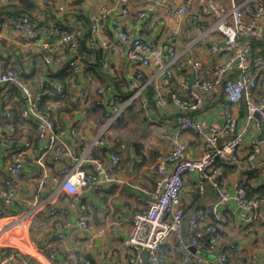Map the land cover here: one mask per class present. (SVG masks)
Segmentation results:
<instances>
[{"label": "built area", "instance_id": "1", "mask_svg": "<svg viewBox=\"0 0 264 264\" xmlns=\"http://www.w3.org/2000/svg\"><path fill=\"white\" fill-rule=\"evenodd\" d=\"M78 1L80 0H35L32 11H23L9 20H0V32L7 28L18 32L23 37L21 44L24 50L30 49L34 56L52 70L64 69L73 79H77L88 71L90 57L99 49L96 36L100 33L108 34L110 25L107 22L112 17L118 41L117 44L110 41V47L112 51L121 47L125 62L133 68L132 77L124 87L127 95L124 97L120 90L114 91L120 80L119 71L112 59H103L102 62L111 73H102L103 81L95 94L106 109V123L91 143L86 142L87 131H81L76 124L72 126L68 137L77 146L76 151L69 138L59 131L51 110L40 108V93L32 89L29 82L31 80L20 73L12 62L0 67V86L5 89L16 86L22 94L24 106L17 115L27 122H34L38 130L37 140L23 136V139H14L18 135L16 115L11 107H5L3 118L7 120V124L4 131L0 132V141L7 146L5 155L9 158V164L6 167L7 176L0 186V198L5 205H26L27 209L9 215L5 207L0 208V264H28L29 258L35 257L30 254L31 246L26 244L22 230L26 220L42 212L49 217L58 218L60 213H69L66 206L68 204L76 216L77 228L70 236L64 230L65 223L57 221L56 226L60 229L58 238L74 239V236L90 235L88 207L79 202L81 193L85 189L100 188L103 182L117 185L126 182L118 176L122 156L114 151L113 141L107 139L111 126L131 105L137 108L142 106L150 114L153 109L162 111L168 105L164 84L158 85L151 97L149 90L154 80L160 77L167 84L174 82L176 78L174 67L181 58L176 55L178 31L174 30L175 36L171 44L164 48L155 45L152 39L137 34L139 29L146 26L149 7H140L133 13L129 5L131 0H118L117 5H101L99 11L90 14L89 20H86L71 6ZM150 1L166 17L184 16L193 26H204L199 39L211 38L210 53L223 54L224 59L213 69L209 78L196 80L191 86L188 80L180 82L181 91L172 94L174 107L182 113L179 123H173V126L171 122L159 121L162 134L170 142L171 149L159 155L154 186L143 189V207L133 215L132 231L123 240V244L130 250L127 264H143L147 259L151 264H165L162 254L168 252L167 246L171 240L177 242L178 249L183 251L182 259L185 264H230L229 253L239 249L240 245L234 238H227L222 233L221 224H217L222 219L219 213L221 206L234 199L238 208L243 211L242 219L236 223V227L243 228L253 220L264 224V198H250L241 187L240 178L232 179L230 185H226L222 177L223 168L217 162L236 165L242 172L258 169L263 166V161L257 152L264 140L253 139L250 142L252 150L247 152L244 159L241 154L244 131H237L238 120L229 110L224 116L226 124L223 127L206 125L194 113L203 101V93L221 87L228 101L245 100L249 119L256 121L257 126L264 130V94L256 98L258 80H264V54H254L253 47L255 43L264 40V0ZM41 11H48V21L44 22L40 17ZM132 14L136 28L133 31L126 30L122 27L121 20ZM83 42L85 48L82 46ZM150 67L155 68V71L152 77H147L145 69ZM202 70L203 63L197 60L187 64L184 71L187 74H199ZM56 89L61 90L62 85L58 83ZM77 95L83 97L86 92L79 88ZM150 102L152 107L148 106ZM187 131H193L204 138L206 149L201 152L200 157L192 158L187 155L188 144L181 139ZM38 146L39 150L36 149ZM94 147L101 148L103 152L94 153ZM33 151H37L33 161L41 167L36 178L37 190L32 197L21 196L20 192L27 185L25 164ZM45 156L71 159V167L63 178L51 171L45 162ZM189 173H200L201 178L210 182L217 194V199L209 204L208 209H196L189 219V228L195 231L190 244L182 234L185 209L181 203L185 176ZM44 189H47L46 195L41 194ZM210 210L213 217L210 216ZM6 217L11 219L3 222L8 219ZM203 228L210 235L208 243L200 241L199 235ZM90 236L94 240L102 239L104 232L99 231ZM256 242L264 244V229L258 233ZM189 245L196 246L201 252L191 254ZM46 250V246L38 245V256L35 258L39 260V255H46ZM214 253H218V257L212 263L210 256ZM48 255L50 259L55 258L53 252ZM71 264L91 262L81 257L80 262Z\"/></svg>", "mask_w": 264, "mask_h": 264}, {"label": "crops", "instance_id": "2", "mask_svg": "<svg viewBox=\"0 0 264 264\" xmlns=\"http://www.w3.org/2000/svg\"><path fill=\"white\" fill-rule=\"evenodd\" d=\"M29 1L31 4L33 3V0L32 2L31 0ZM103 4L117 5L118 0H101L100 2L96 0H80L72 3L71 6L72 8H76L84 19L89 20L90 14L97 13ZM11 5L18 6L20 11L17 12L12 7H9ZM129 5L133 13L140 7L150 8L146 26L144 29H139V33L137 34L152 39L155 45L167 48L175 36L173 29L176 28L180 32L177 51L184 52L187 48L174 67L176 74L174 82L167 84L160 77L154 80V83L150 86L149 96L151 97L155 88L158 85L164 84L163 89L168 100V105L162 111H155L153 109L151 114L142 106L134 108V111L131 109L125 111L129 116V122L127 126H124V131L130 126L132 131L138 130L139 137L144 139V142L139 143L141 144L139 147L140 151L135 147V142L130 145L121 137L115 136L114 126L110 129L113 137L115 136L117 139V145L121 142L125 145L114 147V151L119 152L122 156V166L118 170V176L125 179L126 182L122 185L103 182L100 188L85 189L79 196V202L88 207V222L91 230L89 234L93 235L94 233L103 231L105 238L94 240L91 239L90 235H83L74 236V239L70 237L63 240L59 239L58 233L60 229L56 226L57 221L60 222L61 220L65 223L64 230L69 232L70 236L75 233L77 228L76 216L73 213L72 207L68 204L66 206L69 213H60L58 218L39 213L34 218L26 220L22 233L26 244L31 246L30 254L32 256H38V245L47 247L46 255H39V260L35 257H30L28 264H71L72 262H80L81 257L90 260L91 264H127L130 250L123 244V240L129 237L131 233L135 211L143 207V189H150L154 186L155 172H149L145 169L150 159H156L162 152H167L171 149L170 142L162 134L163 129L159 121L171 122L173 126L179 123L182 113L174 107L172 94L181 91L180 82L188 80V84L191 86L196 80L209 78L213 69L224 59L223 54L212 55L210 53L211 38L206 40L197 38L198 31L200 29L204 30V26H193V23L188 21L184 16L166 17L152 6L150 0H131ZM33 9L34 6L24 5L21 0H0V20H9V18L17 16L20 12H30ZM48 11L52 12L51 10ZM48 11H41L39 13L44 22L50 18ZM113 20L112 17L108 19L107 23L110 25L108 34L100 33L96 36L99 51L90 57L88 63L89 69L86 74L77 79H73L64 69L52 70L49 65L43 63L37 56H34L30 49L24 50L21 44L23 37L18 32L11 31L8 28L0 32V67H5L12 62L20 73L30 78L31 81L29 82L32 83V89L35 92L40 91L42 104L44 107H49L59 131L66 138H69V131L76 124L81 128V131H87L85 134L86 142L89 143L90 141L91 143L99 135L106 123V118L104 124H99L87 116V110L94 109L93 102L99 99L95 91L102 83V73H111L102 62L103 59L108 58L110 61L112 59L114 66L119 71L120 80L114 91L120 90L124 97L127 95L124 87L132 77L133 68L125 62V56L122 53L121 47H118L117 51H112L110 47L111 39L117 40ZM204 23L205 25L207 24V22ZM121 25L124 29L133 31L136 28L133 14L121 20ZM87 31H89L88 28ZM184 38L187 41L186 47L182 40ZM82 46L83 48L86 47L84 42ZM254 49V54L260 52L264 54V40L255 43ZM197 60L203 63L201 73H185L186 65ZM154 71L155 68L153 67L146 68L145 74L147 77H152ZM258 81L257 97L264 94V80L260 78ZM58 83L62 85L61 90L56 89ZM2 88L0 86V132L4 131L7 124V121L3 118V112L6 111L5 107H11L16 115L15 124L18 126V135L14 139H23V136L37 140L38 130L35 123L32 121L27 122L17 115L24 106V100L19 88L16 86L9 87L8 89ZM79 88L85 90V96L81 97L77 95ZM148 106L152 107V103L150 102ZM72 108L79 109L72 110ZM227 110L238 120L237 131H244V140L241 148V154L244 158L247 152L252 150L250 142L253 139L264 140V130L257 126L256 121L249 119V111L245 101L230 102L227 100L223 89L216 87L210 92L203 93V101L195 112V116L206 125L223 127L226 124L224 116ZM130 111H132L131 114ZM244 129H246V132ZM124 131L117 134H124ZM181 139L188 144L187 155L192 158L197 157L205 146L204 138L193 131H187ZM69 140L77 151L78 148L75 146L74 141L70 138ZM145 141L147 144H145ZM6 148L7 146L0 141V186L7 176L6 167L9 164V158L5 155ZM36 149L39 150V146ZM93 151L96 154L103 152L99 147H94ZM36 152L33 151L27 157L24 168L27 185L20 192L21 196L28 195L32 197L33 193L37 190L38 184L36 178L41 167L33 161ZM257 154L263 161V166L253 170L256 177L250 180V183L255 192L254 195L260 196L264 193V141L260 144ZM126 157L130 159L129 167L124 165ZM45 162L51 171L57 173L60 178L65 176L67 169L71 167L72 163L70 158L64 156H45ZM235 166L225 167L223 181L228 186L232 179L246 176L245 171L242 172L240 168L237 166L236 168ZM132 185L138 188H134ZM41 194L46 195L47 189H44ZM216 199V191L210 182L201 178L200 173H189L185 176V187L181 195L182 204L186 209L182 234L188 244H190V234L188 233L189 219L198 207H208ZM1 207H5L7 214L12 215L17 209L27 206H18L14 203L5 205L0 198ZM221 209L229 220L224 226L228 236L234 238L241 245V248L230 252V264H264V244L256 242L258 233L263 229L258 221H255L247 228L236 229L235 226V229L232 230L230 227L236 225L242 219V212L239 210L234 199H230L229 202L222 205ZM9 219L11 218L3 222H7ZM173 246L174 241H169L167 246L169 253L167 252L168 254L164 255L165 264H183L181 251H177L171 256ZM188 250L191 254L197 252V249L190 245ZM50 252L55 254L54 259H50L48 255ZM143 264L151 263L147 259Z\"/></svg>", "mask_w": 264, "mask_h": 264}, {"label": "trees", "instance_id": "3", "mask_svg": "<svg viewBox=\"0 0 264 264\" xmlns=\"http://www.w3.org/2000/svg\"><path fill=\"white\" fill-rule=\"evenodd\" d=\"M84 1V0H83ZM21 2H22V4H26L27 6H29V5H32V6H34L35 7V0H33V3L31 4L30 3V1L29 0H21ZM31 2H32V0H31ZM9 7H12L15 11H20V9H19V7L18 6H13V5H11V6H9ZM88 30H89V28H88ZM117 41L118 40H116V39H111V42H114L115 44H117ZM119 45V44H118ZM255 45V44H254ZM254 45H253V47H254ZM98 51H99V49H98ZM69 72V71H68ZM69 75L71 76V74L69 73ZM27 79H30V78H28V77H26ZM102 81H103V78H102ZM31 85H32V83H31ZM101 85V84H100ZM99 85V86H100ZM98 86V87H99ZM118 88V87H117ZM38 93H40V91L38 92ZM39 98H40V108L41 109H43V110H48L49 111V107L47 106V107H44V105L42 104V100H41V93H40V96H39ZM256 98H258V97H256ZM98 101H99V99H98ZM98 101L96 100V101H94L93 103H94V109H88L87 110V116L90 118V119H92V120H94L96 123H99V124H104L105 123V118H106V109L100 104V103H98ZM241 101H245V100H241ZM45 104V103H44ZM135 105H131L128 109H131L132 111H134V108H136L137 106H135ZM76 109H79V108H72V110H76ZM129 111V110H128ZM132 111H130V114L132 113ZM120 119H118V120H116V122L111 126V129H112V127L114 126V135L115 136H119V137H121L124 141H126V142H129L130 140L126 137V135L125 134H123V133H121L120 135H118L117 133L118 132H122V131H124V124H128V122H129V116H128V114H127V112H124L122 115H121V117H119ZM7 121V120H6ZM37 128V127H36ZM111 133V132H110ZM109 133V135L107 136V139L108 140H110V141H113V143H114V147L116 148L117 146L119 147L120 145H124V143H118V145H117V142H116V137L114 138L113 137V134L111 135ZM195 133V132H194ZM197 134V133H196ZM126 139V140H125ZM140 145L141 144H139L138 142H135V147L137 148V150L138 151H140V149H139V147H140ZM125 146V145H124ZM245 159V158H244ZM242 160H243V158H242ZM220 162V161H219ZM218 165H220V166H222V168H223V175H222V177L225 175V167L226 166H231V165H229V164H225V163H218ZM233 166H235V165H233ZM236 167V166H235ZM238 167V166H237ZM236 167V168H237ZM239 168V167H238ZM254 172H256V171H254ZM155 174V173H154ZM255 174L253 173V171H248V172H246V176L245 177H242V176H240V184H241V187H243L246 191H247V194H248V196L250 197V198H253V197H260V198H264V193H262L260 196H257V195H254L255 194V192H254V190H253V187H252V185H251V183H250V180H252V179H255ZM263 192H264V190H263ZM230 201V200H229ZM228 201V202H229ZM181 203H182V201H181ZM227 203V202H226ZM182 206H183V204H182ZM202 208L204 207V206H201ZM201 207H198V208H201ZM197 208V209H198ZM204 208H206V209H208L207 207H204ZM27 209V207H25V208H22V209H17L16 211H18V210H26ZM239 210L242 212V216H243V211L239 208ZM15 211V212H16ZM42 213H44V214H46L45 212H42ZM135 213H136V211H135ZM134 213V214H135ZM185 213H186V209H185V212H184V216H183V224H184V219H185ZM219 213H221V215H222V219L220 220V221H217V224H221V226H222V233L223 234H225L226 235V237L228 238V233H227V231L225 230V228H224V226H225V224L227 223V222H229V220L226 218V216L223 214V212H222V209L220 208V210H219ZM210 216H214L213 215V212H212V210H210ZM211 217V218H212ZM256 220H253L252 222H250V223H248V224H246L243 228H247L249 225H252L254 222H255ZM258 223L261 225V228H263L264 229V224L262 223H260V221H258ZM239 228H240V226H239ZM238 227H236V229H239ZM202 233L199 235L200 237V241L201 242H203V243H208V240H209V238H210V235H209V233L207 232V230L205 229V228H203L202 230ZM188 233L190 234V238H192L193 236H194V234H195V231H191L190 230V228H188ZM224 235V236H225ZM176 239V238H175ZM178 243L177 242H174V246H173V248H172V251H171V256H173L177 251H180V249H178ZM193 247H195L196 249H197V252L195 253V254H197V253H199V252H201L196 246H193ZM182 252V251H181ZM190 252V251H189ZM169 253V252H168ZM168 253H165V254H162L163 256L164 255H166V254H168ZM179 253V252H178ZM179 254H181V253H179ZM205 254V253H204Z\"/></svg>", "mask_w": 264, "mask_h": 264}, {"label": "rangeland", "instance_id": "4", "mask_svg": "<svg viewBox=\"0 0 264 264\" xmlns=\"http://www.w3.org/2000/svg\"><path fill=\"white\" fill-rule=\"evenodd\" d=\"M96 1H98V2H100L101 0H96ZM174 30H176V28H174L173 29V32H174ZM202 34H203V30H199L198 31V37L197 38H199L200 36H202ZM177 35H178V37H177V39H178V41H179V35H180V32H178L177 33ZM183 40V42L185 43V47H186V39L184 38V39H182ZM181 40V41H182ZM177 47H179V44L177 45ZM186 50H187V48H186ZM186 50L184 51V52H180V50L179 51H177L176 52V55L177 56H182L185 52H186ZM2 89H5V88H2ZM202 97H203V94H202ZM203 99V98H202ZM136 116L137 117H139L137 114H136ZM194 116H195V113H194ZM195 117H197V116H195ZM202 121V120H201ZM124 126H127V124H124ZM129 128H127L125 131H124V134L126 135V137L130 140L129 142H128V144H133V142H137L138 141V143H140V142H144V139H142V137H139V132H138V130H136V131H132V128L130 127V126H128ZM139 129H140V127L139 126H137ZM111 135L113 134L112 132L110 133ZM116 141H117V139H116ZM147 141V140H146ZM145 141V144H147V142ZM204 143H205V141H204ZM204 149H206V145L204 146V148H203V150ZM203 150H202V152H203ZM201 156V153H199L198 155H197V157H200ZM158 158H159V156H157L156 157V159L158 160ZM156 159H150V162H149V164L147 165V168L145 169V170H147V171H149V172H155L156 171V168L158 167V166H156L157 165V160ZM125 161V163H124V165L126 166V167H129V164H130V159H129V157H126L125 159H124ZM155 160H156V162H155ZM218 163H223V162H217V164ZM148 173V172H147ZM159 179V178H158ZM157 179V180H158ZM224 182V181H223ZM154 183H155V181H154ZM142 198V197H141ZM225 204V203H224ZM223 204V205H224ZM184 209H185V207L184 206H182ZM209 213H210V211H209ZM216 216V215H215ZM217 216H218V214H217ZM235 226L236 225H232V227H230L232 230H234L235 229ZM132 231V230H131ZM103 232V231H102ZM90 233H91V230H90ZM98 233V232H97ZM94 234H96V233H94ZM104 238H105V233H104ZM103 239V238H102ZM18 241V240H17ZM238 247H240L241 248V245L240 246H238ZM187 250V249H186ZM183 252V251H182ZM181 252V253H182ZM229 263H230V253H229ZM181 257L183 258V254L181 255ZM217 257H218V253H214V254H212L211 256H210V262H212V263H214V262H216V259H217ZM182 261H183V259H182ZM167 264V263H166ZM183 264H185L184 263V261H183Z\"/></svg>", "mask_w": 264, "mask_h": 264}]
</instances>
